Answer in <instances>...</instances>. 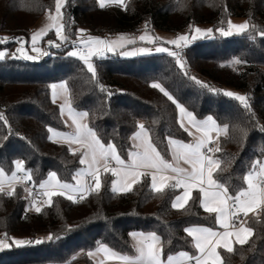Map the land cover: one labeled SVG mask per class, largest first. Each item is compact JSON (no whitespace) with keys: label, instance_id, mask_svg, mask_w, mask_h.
Instances as JSON below:
<instances>
[{"label":"trees","instance_id":"trees-1","mask_svg":"<svg viewBox=\"0 0 264 264\" xmlns=\"http://www.w3.org/2000/svg\"><path fill=\"white\" fill-rule=\"evenodd\" d=\"M125 6L108 3L101 8L98 0H67L63 20L65 35L77 37L80 27L93 34L140 33L150 25L153 32L178 33L188 26L211 24L216 38H201L183 50L188 75L166 53L133 57L108 54L94 58L96 75L88 72L83 61L69 57L73 45L53 48L40 60L17 58L16 38H29L37 21L55 8V0H0V33L11 40L4 46L9 52L0 60V112L8 123L0 121V167L10 174L15 161L23 160L31 170L32 181L41 183L55 171L63 182H73L81 168L80 152L50 138L49 128L67 129L60 104L53 101L51 83L67 82L72 107L87 111V124L105 143H114L125 160L132 149L133 134L141 122L166 159L171 153L168 137L188 140L190 135L177 123L178 109L158 89L160 83L179 103L198 118L209 115L221 126V149L215 156L225 171L214 173L229 187L231 194L244 185L243 176L256 159L264 158V37L248 34L219 37L216 30L235 16L244 17L257 32L264 30V0H124ZM50 36H56L51 31ZM234 59L242 61L232 64ZM195 76L210 88H232L249 93L255 117L246 114L238 101L214 94L194 83ZM100 85L112 92L109 97ZM246 130L247 135H242ZM100 191L91 192L83 202L55 196L51 204L32 209L33 199L16 184L15 195L0 193V233L13 238H37L44 242L0 249V264H93L88 252L103 243L129 256L135 254L131 232H156L161 237L165 256L178 251L196 254L192 239L184 232L192 225L217 227L215 214L200 205L198 191H193L184 209L171 204L180 190L156 193L143 178L129 193H113L110 174L101 173ZM247 223L253 235L234 251L220 249L224 264H264V212L251 215ZM71 228V231L67 229ZM52 234L60 239L46 240ZM170 241V243H169Z\"/></svg>","mask_w":264,"mask_h":264},{"label":"snow or ice","instance_id":"snow-or-ice-1","mask_svg":"<svg viewBox=\"0 0 264 264\" xmlns=\"http://www.w3.org/2000/svg\"><path fill=\"white\" fill-rule=\"evenodd\" d=\"M67 0H55V14L49 15V23L46 27L35 32L31 37L32 51L38 55H24L22 57L28 60H37L39 54L47 56L48 52H42L37 47V42L49 31H55V35L60 41L57 43L54 40H49L48 44L55 48H61L67 44L73 45L77 50H72L67 53L69 57H76L84 62L89 73L95 77L96 68L93 65L92 58H103L108 53H114L117 49H125L128 45H134L136 38L126 37L121 34L116 39H102L100 37L83 38L82 34L85 29H78L81 34L77 40H71L69 35H65V25L68 21L63 20V12ZM99 6L104 8L108 3H115L120 6H125L124 0H98ZM147 27V26H146ZM195 34L191 39L187 35H180L176 39L166 41L170 46H175L177 50H172L171 47L158 46L155 47V53H166L175 58V61L180 69L185 70L186 65L182 59L181 53L192 42L201 38H216L213 35V29L209 28L202 30L199 27L194 29ZM257 33L260 37H264V30L257 32V26L249 24L248 21L243 23H233L231 20L227 22V30L220 27L216 30L219 37H230L234 34H248L250 39H255ZM139 41H148L150 43L159 41L158 37L149 35L147 31L138 37ZM20 43L18 51L23 53L24 40L22 37L16 38ZM4 41H0L2 43ZM160 43H165L160 41ZM83 46V50H79ZM152 48H133L131 51H122L119 54L126 56H135L140 54H152ZM5 58V52L0 51V60ZM242 61L234 59L232 64L239 65ZM187 76L188 72L185 70ZM194 83L207 89L214 94H223L226 97L233 98L239 102L246 114L255 117L250 103V97L245 94L236 93L230 90H221L210 88L209 85L195 76L189 77ZM154 89H158L169 101H171L178 109L179 126L190 136H194L193 142L185 143L179 139L168 137V149L171 153L172 160H168L158 149L153 142L149 130L143 123L137 125L138 131L134 133L131 139L138 141L134 144L136 151H129L130 159L126 161L120 155L117 146L114 143L105 144L94 128L89 127L83 120L88 117L87 111L77 112L72 108L71 103L67 100V82H62L59 89L65 95V104L60 105L61 114L67 108L72 116L73 124L75 125L74 132H55L49 128L51 135L64 138L69 145L72 143L79 144L83 151L80 153L79 163L83 167L79 169L73 176L74 183L62 182L55 171L49 173L47 179L39 184L41 194L47 197V203H52V198L55 196H66L69 201L78 202L77 196L69 193H76L79 199H85L87 194L91 192H99L102 187L101 173L110 174L115 177L111 181V189L113 193H129L133 190L134 185L142 183L143 178L150 177V189L156 193H163L165 189L173 191L183 190L181 194L173 198L171 204L174 209H184L190 200H193V190L198 191L200 196L201 207L209 214H215L217 224L224 231H214L212 228L204 226H189L184 229L188 237L192 239V247L196 250L195 255L188 251H178L169 253L165 256L164 247L161 243V237L156 232H131L129 233L136 243L134 245L135 255L129 256L116 252L108 245L98 243L95 251L88 252L89 257L103 253V258L98 261V264H104L105 260L118 259L123 264H224V259L218 249H223L227 253L234 251L233 243L241 246L249 242L253 235V228L245 226L246 221L241 217H248L251 213L254 217H259L261 212H264V158L256 159L243 176L244 185L235 190V194H231L229 187L222 183L219 179H214V173L223 172L221 168V159L215 156L221 149L217 143L221 134L227 135L229 126H223L217 123L213 116L209 115L204 119H198L194 112L189 111L183 104L179 103L175 97L169 93L160 83L154 82L150 85ZM53 101L58 95V86L51 85ZM100 91L107 96H111L112 92L100 85ZM0 121L7 124L8 121L4 114L0 112ZM261 131H264V125H256ZM215 134V135H214ZM242 135L246 136V130H242ZM75 151L73 150L74 154ZM110 162H114L116 166H110ZM15 171L11 172L10 182L16 180H32L31 170H25L24 161L16 160ZM186 165L181 166V165ZM148 169L150 171H142ZM21 173L22 176H18ZM168 173H171L169 175ZM6 172L3 167H0V193L6 191L4 180ZM85 177L90 178L91 183L85 180ZM59 189V191H57ZM25 191L31 192L30 189ZM9 197L15 195V188L9 184L7 190ZM35 211L39 213L40 207H36ZM239 224L240 227L236 231L229 229ZM71 231V228L67 229ZM60 236L49 234L46 240L60 239ZM234 238V240H233ZM44 242L41 239L26 240L13 238V243L7 242L5 239H0V249L10 248L13 246L20 247L31 244H40ZM170 243V241H169Z\"/></svg>","mask_w":264,"mask_h":264},{"label":"rangeland","instance_id":"rangeland-1","mask_svg":"<svg viewBox=\"0 0 264 264\" xmlns=\"http://www.w3.org/2000/svg\"><path fill=\"white\" fill-rule=\"evenodd\" d=\"M62 12H63V16H64V10L62 9L61 10ZM50 14H55V8L53 9V10H51V11H47L38 21H37V23L34 25V27L32 28V30H31V32H30V34H29V38H23V40H24V49H25V51L23 52V53H21L20 51H18V49L20 48V43L18 42V45H17V53H15L14 55H16V56H18V57H22V56H24V55H38L37 53H35V52H33L32 51V48H31V37H32V35L35 33V32H37V31H39L41 28H43V27H46V25L49 23V15ZM233 23H236V24H239V23H243V22H245V21H247V19L246 18H244V17H240V16H235V17H232L231 19H230ZM196 27H199L200 29H202V30H206V29H209V28H211V29H213V26L211 25V24H208V23H205V24H197V25H195V26H193V27H191V26H188V27H186L184 30H181L180 32H178V33H172V32H167V31H156L155 33H156V35L162 40V41H164L165 43H166V41H169V40H172V39H176L178 36H180V35H187L188 37H189V39H191V36L192 35H194L195 34V32H194V29L196 28ZM79 29H85L86 31L82 34V36H83V38H87V37H89V36H91V37H100V38H102V39H111V38H115V37H111L112 35H97V34H93L88 28H86V27H80ZM225 30H227V28H225ZM54 31V30H53ZM50 32L51 31H49L48 33H47V35H45V36H43L41 39H39L38 40V42H37V47H39L41 50H42V52H48L49 54L48 55H50V54H52V52H53V48H55V47H52V46H50L49 44H48V41L49 40H54V41H56L57 43H60V41L58 40V38L55 36H48L49 34H50ZM80 35L81 34H77V37L74 39V40H77L78 41V39L80 38ZM234 35H237V34H234ZM111 37V38H110ZM9 40H11V38H10V36L8 35V34H6V33H0V41H4V42H2V43H0V51H3V52H5V57H6V55H7V53L9 52V49H8V47H6V46H4V44L7 42V41H9ZM193 43V42H192ZM191 43V44H192ZM165 45H168V44H165ZM172 48H174L175 46H171ZM131 47L129 46H127L125 49H122V50H120V52H122V51H129V49H130ZM176 49V48H175ZM72 50H75V47L73 46L72 48H71V50L70 51H72ZM177 50V49H176ZM119 52V53H120ZM115 53V52H114ZM40 55V58L39 59H37V60H40V59H42V58H44L45 56L44 55H42V54H39ZM47 55V56H48ZM108 55V54H107ZM121 55V54H120ZM121 56H124V57H132V56H126V55H121ZM94 58L95 57H93L92 58V62H93V65H94V67H95V64H94ZM62 82H64V81H62ZM62 82H53V83H51V85H53V84H56L57 86H58V95L55 97V100L60 104V105H62V104H65V95L63 94V91L62 90H60L59 89V85L62 83ZM50 85V86H51ZM52 90V89H51ZM226 90H230V91H233V92H236V93H240V94H244V93H242V92H240V91H238V90H235V89H232V88H227ZM67 100L71 103V101H70V96H69V93H67ZM73 108V107H72ZM74 109V108H73ZM75 110V109H74ZM75 111H77V110H75ZM77 112H80V111H77ZM63 116H64V118H65V121H66V124H67V129H65V130H62V131H60V130H55V129H53L55 132H74L75 131V125L73 124V120H72V116L69 114V111H68V109L67 108H65L64 109V112H63ZM83 122L84 123H87V117L83 120ZM142 123V122H141ZM51 138L53 139V140H55V141H57V142H60V143H65V144H67V145H69V143H67L66 141H65V139L64 138H61V137H58V136H56V135H51ZM70 146V148L72 149V150H78L80 153L83 151V149L81 148V146L79 145V144H76V143H72L71 145H69ZM111 163V162H110ZM83 166H81V168H82ZM80 168V169H81ZM15 170V169H14ZM19 182H20V180H19ZM19 182L17 183V184H19ZM63 182V181H62ZM69 183H74V182H69ZM57 191H59V190H57ZM69 194H71V193H69ZM33 204H32V209H35L36 207H40L41 205H43V204H47V197H45L41 202H38V201H33L32 202ZM16 238V237H15ZM17 239H20V238H17ZM22 239H26V238H22ZM28 239V238H27ZM26 239V240H27ZM8 243L9 244H12L13 242H11V241H8Z\"/></svg>","mask_w":264,"mask_h":264},{"label":"crops","instance_id":"crops-1","mask_svg":"<svg viewBox=\"0 0 264 264\" xmlns=\"http://www.w3.org/2000/svg\"><path fill=\"white\" fill-rule=\"evenodd\" d=\"M145 31H147L148 33H149V35H151V36H154V37H158L157 35H156V33L155 32H153L152 30H143L142 32H140V33H131V32H125V33H117V34H114V35H112L111 37H115V38H111V39H116V38H118L121 34H124L126 37H129V38H136V43L134 44V45H128V47L130 46L131 48L129 49V51H131L133 48H152L153 49V52L152 53H155V51H154V49H155V47H158V46H164V47H171L170 45H165V44H167V43H160V41H162L159 37V41H157V42H153V43H150V42H148V41H139V39H138V37L140 36V35H143L144 33H145ZM162 42H164V41H162ZM127 47V46H126ZM172 48V47H171ZM120 50H122V49H117V51L115 52V53H117V54H119V52H120ZM172 50H176L175 49V47L174 48H172ZM108 54H113V53H108ZM120 55V54H119ZM141 55V54H140ZM121 56V55H120ZM135 56H137V55H135ZM133 57V56H132ZM198 118V117H197ZM204 118H206V117H204ZM204 118H198V119H204ZM138 131V130H137ZM134 135V134H133ZM215 135V134H214ZM221 136V135H220ZM219 139H220V137H219ZM193 140H194V136H190V138L188 139V140H181V141H184L185 143H189V142H193ZM136 143H138V141H135V140H133L132 139V149H131V151H136L137 149L134 147V144H136ZM130 159V157L128 156V159L126 160V161H128ZM168 160H172V156L170 155V158L168 159ZM111 166V165H110ZM181 166H185L186 167V165H181ZM15 171V170H14ZM142 171H150V170H148V169H142ZM169 175H171V173H168ZM18 176H19V173H18ZM10 177H11V173L10 174H8L7 172H6V175H5V177L3 178V180H4V187H5V189H9V184L11 183V185L14 187L18 182H19V180H16V181H11L10 182ZM87 179V177H85V180ZM114 179H115V177H114ZM214 179H215V177H214ZM73 182H75V181H73ZM57 190H59V189H57ZM182 189L180 190V192L177 194V195H179V194H181L182 193ZM194 191V190H193ZM72 195H74V194H76V193H71ZM250 215H252L251 213H250ZM218 225V224H217ZM192 226H204V227H209V228H212L214 231H224V229L223 228H221V227H219V226H217V227H210V226H206V225H192ZM245 226H247V227H251L248 223H247V221H246V223H245ZM240 227V225L239 224H234V226H232L229 230L230 231H236L238 228ZM143 233H148V232H143ZM27 239V238H26ZM28 240V239H27ZM132 240H133V242H134V245H135V243H136V241L132 238ZM233 240H234V238H233ZM162 243V242H161ZM235 245V242L233 243V246ZM110 247V246H109ZM111 248V247H110ZM113 249V248H112ZM114 250V249H113ZM220 249H218V251H219ZM95 251V249L94 250H92V252H94ZM116 251V250H115ZM116 252H118V251H116ZM120 253V252H119ZM190 253V252H189ZM122 254V253H121ZM136 254V253H135ZM134 254V255H135ZM191 254V253H190ZM197 254V253H196ZM192 255H195V254H192ZM92 258V260H93V264H98V261L101 259V258H103V253H99V254H96L95 256H93V257H91ZM104 264H123V262L122 261H120V260H118V259H113V260H105L104 261Z\"/></svg>","mask_w":264,"mask_h":264},{"label":"built area","instance_id":"built-area-1","mask_svg":"<svg viewBox=\"0 0 264 264\" xmlns=\"http://www.w3.org/2000/svg\"><path fill=\"white\" fill-rule=\"evenodd\" d=\"M224 28H227V23L224 25ZM146 29L147 30H150L151 29V26L150 25H148L147 27H146ZM75 50H77L76 48H75ZM79 50H83V46H80V49ZM181 56H182V59L184 60L185 59V55H184V53L182 52L181 53ZM245 95H248V96H250L249 95V93H245ZM217 143H218V141H217ZM110 165L111 166H116L115 164H114V162H111L110 163ZM19 176H22V174L21 173H19ZM86 181L87 182H89V183H91V180H90V178H88L87 177V179H86ZM19 184H22L23 186H24V188L25 189H30L31 190V192L29 193L28 191H25V195L27 196V197H29V198H31V199H33V200H35V201H38V202H41L44 198H45V196H43L42 194H41V190H40V188H39V183H34L32 180L31 181H26V180H20V182H19ZM7 190H9V189H6V191H5V193L7 194ZM74 195H76L77 196V201L78 202H83V200L84 199H79V195L78 194H74ZM89 194H87V196H88ZM86 196V197H87ZM251 215L249 214V216L248 217H241L242 219H244L245 221H247L248 220V218L250 217ZM7 237V242L9 241V239H8V236L6 235V234H3V233H0V239H5ZM37 238H28V240H36Z\"/></svg>","mask_w":264,"mask_h":264}]
</instances>
